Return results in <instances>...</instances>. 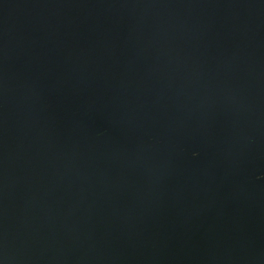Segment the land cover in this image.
I'll return each instance as SVG.
<instances>
[{
	"label": "water",
	"instance_id": "95a60500",
	"mask_svg": "<svg viewBox=\"0 0 264 264\" xmlns=\"http://www.w3.org/2000/svg\"><path fill=\"white\" fill-rule=\"evenodd\" d=\"M0 264H264V0H0Z\"/></svg>",
	"mask_w": 264,
	"mask_h": 264
}]
</instances>
